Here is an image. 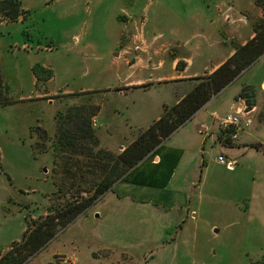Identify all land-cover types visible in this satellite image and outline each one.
Here are the masks:
<instances>
[{
	"label": "crops",
	"instance_id": "1",
	"mask_svg": "<svg viewBox=\"0 0 264 264\" xmlns=\"http://www.w3.org/2000/svg\"><path fill=\"white\" fill-rule=\"evenodd\" d=\"M45 1L46 8L61 19L77 10L86 16L77 23L78 29L75 25L74 29H61L59 35L46 32L45 43L53 44L48 50L13 48L27 41L35 45L32 36L23 32L28 27L26 13L14 21L0 22V42L11 38L7 51L14 65V74L6 75L4 55L0 57L2 78L10 91L14 86L20 92L12 95L15 103L49 104L52 119L55 112L82 97H97L91 127L100 146L110 151L124 149L140 129L178 103L192 87L187 88L185 82L211 74L230 58L236 45H244L254 36L252 19L262 16L255 0H112L105 28L96 36L94 25L102 21L97 16V0ZM27 2L21 0L23 10H29ZM124 10L147 13L144 44L136 49L123 38V25L116 21L118 12ZM263 60L264 54L162 140L126 180L103 195L101 208L93 215L100 228L103 223L110 235H119L130 229L128 220L137 221V229L147 228L144 234L150 249L181 253L174 257L177 262L186 259L185 253L196 251L200 241L206 247L209 239L215 240L218 225L224 221L222 229L233 231L235 220L249 211L245 202V208H240V200L250 197L261 181L264 156L252 145H264V119L258 117L264 103V78L257 82L262 99L250 110L243 100H232L241 83L256 85L254 79H242L227 98L220 96ZM35 65L51 70L52 77L38 81ZM222 110L242 111L243 128L231 145L222 142L212 119L214 112ZM41 125L48 133L56 131L53 124L50 128ZM219 155L233 161V167L219 163ZM240 155L246 157L244 163ZM248 158L254 162L246 164ZM165 234L173 238L164 242Z\"/></svg>",
	"mask_w": 264,
	"mask_h": 264
},
{
	"label": "rangeland",
	"instance_id": "2",
	"mask_svg": "<svg viewBox=\"0 0 264 264\" xmlns=\"http://www.w3.org/2000/svg\"><path fill=\"white\" fill-rule=\"evenodd\" d=\"M111 1L97 0L100 8L96 13L102 21L100 25H94V35L96 36L97 33L102 34V30L105 28L104 24L108 11H110ZM27 4L29 10L21 8V15L24 13H26L25 16L28 15L26 23L28 27L23 32L28 38L32 36L35 45H31V42L27 41L12 46L14 49H52V43H45L48 40L46 32L59 35L61 29H74V26L86 16L82 10L80 12L77 10L76 14L61 19L51 8H46L48 5L45 0H28ZM256 6L258 5L256 4ZM262 19L263 12L261 17L252 19V29L253 24ZM2 21L14 20H10L0 13V22ZM116 21L123 25L121 34L125 40H128L132 49L144 44L143 35L148 22L146 12L131 13L124 10L118 12ZM125 25L127 26L125 27ZM9 39L11 38L0 42V57L4 55L3 63L6 75L12 76L14 65L11 55L7 51ZM39 40L42 41L41 44L37 43ZM259 59L260 57L254 63ZM262 78H264V60L253 66L244 77L234 82L233 86L225 90L220 97L227 98L231 89L239 85L242 79H254L256 85L241 83L240 89L232 101L240 100L238 95L243 93L256 105L262 99V95L259 94V83H257ZM197 82L199 80L196 79L185 82L186 87L189 88ZM4 83L7 85L5 81ZM7 87V96L15 103L12 95L20 94V92L17 93L14 86L11 87L12 91L8 85ZM55 97L51 96V98ZM244 98L243 101H245ZM77 100L78 98H76ZM96 100L97 97L87 98L85 96L77 103L59 111L64 114L67 112L61 125L66 130L65 139L69 141V144L64 143V140L60 144L57 131L54 130L52 134L48 133L41 125L50 128L53 124V127L56 128L58 111L55 112L52 119L50 111L53 106L45 103L39 104V102L12 103L13 105L9 104L10 106H0V258L7 253L13 242L22 239L27 229L31 235H36L34 232L38 231L40 225H43L47 219V224L53 225L54 236L36 253L30 255L24 264H264L263 161L260 164L262 167V172L259 175L261 181L255 184L254 192L250 197L240 200V208H245L243 202L248 204V213L245 216L240 214L235 220L233 231L232 228L229 231L222 229L225 226V221L219 224L218 226L221 228L218 237L215 240L209 239L206 247L201 245L203 243L200 241L201 244H198L196 251L185 253V260L178 262L174 260V257H178L181 253L174 251L160 253L150 249L149 239L147 240L144 234L147 228L137 229V221L128 220L127 225L132 224L128 227L130 229L124 234L119 233V235H114L113 232H111L113 235H110L103 223H100V228L99 221H95L93 215L98 208H101L99 201L103 195L90 207L69 220L65 226L56 224L69 217L70 214L66 213L69 207L82 202L84 198L91 195L90 191L95 184L107 175L108 170L114 164L108 158L102 159V155L97 154L99 147L108 149L101 147L99 141L96 147L92 140L86 138V132L79 130L81 119L90 117L95 110L97 112L98 107L93 103ZM171 107L169 106V108ZM70 109L71 114L74 115L71 121L67 118ZM225 112L222 110L217 114L223 115ZM258 117L264 119V103ZM37 118L41 121H38ZM212 119L217 125L213 116ZM242 125L243 123L237 131L236 138H233V127L220 128L217 125L222 142L225 141L226 145L236 142L242 131ZM142 130L144 129H140L138 134ZM257 131L263 135V130L258 129ZM256 144L264 156V145ZM122 151L123 149L110 152L116 157ZM87 154L99 156V159L90 158ZM245 158L240 155V162L244 163ZM253 162V158H248L246 164ZM256 163L258 162L256 161ZM64 212L66 215L62 217L61 214ZM165 235L164 242L173 238V235ZM23 250L21 244L16 247L17 252L21 251V256L24 255ZM187 254H189L188 257Z\"/></svg>",
	"mask_w": 264,
	"mask_h": 264
},
{
	"label": "trees",
	"instance_id": "3",
	"mask_svg": "<svg viewBox=\"0 0 264 264\" xmlns=\"http://www.w3.org/2000/svg\"><path fill=\"white\" fill-rule=\"evenodd\" d=\"M256 4L262 9L263 19L253 24L254 36L250 40L244 45H236L234 54L214 72L209 75L195 78L196 80H199V82L193 84L190 90L185 93L184 97L178 103L166 110L158 120L142 130L136 138L128 144L120 154H118V156L114 157L113 153L100 147L97 149V154H101L102 159L106 160L108 158L109 161L114 163L113 166L108 170L107 175L95 184L90 191L91 195L84 198L82 202L69 207L66 211V213L70 214L69 217L67 219L64 218L60 223L56 224L65 226V224L73 219L79 212L90 207L106 192L111 191L113 185L117 181L126 180L134 167L157 148L162 140L169 137L178 127L191 118L198 109L208 102L213 95L228 86L247 67L251 66L264 54V0H256ZM0 13L10 20H16L22 13L20 0H0ZM33 73L38 81H45L52 77V71L44 69L40 65H35L33 67ZM7 92L8 87L4 83L0 73V106L14 103V101L7 96ZM238 98L241 100L244 98L246 110H250L254 106L253 102L243 93H240ZM68 111L69 116L67 118L71 121L74 115L71 114V109ZM66 113L58 112L56 114V129H58L56 131L58 133V141L60 144L63 140L64 143L69 142L65 139L66 130L61 125V121ZM94 114H96V110L91 113L90 117H84L81 119L79 122V130L85 131L86 138L92 140L97 147L98 140L91 127V116ZM224 143L226 142L224 141ZM252 146L259 149L258 144ZM87 156L99 159V156L96 155L87 154ZM66 213L64 212L61 216L64 217ZM45 220L47 221V219ZM46 221L43 222V225H40L38 231L34 232L36 235H31V232L27 229L20 241L13 242L9 246L7 253L1 256L0 264H24L30 255L36 253L50 238L54 236V230L52 229L53 225L49 226ZM20 244L24 248V255L22 256L20 255L21 251H16V247Z\"/></svg>",
	"mask_w": 264,
	"mask_h": 264
},
{
	"label": "built area",
	"instance_id": "4",
	"mask_svg": "<svg viewBox=\"0 0 264 264\" xmlns=\"http://www.w3.org/2000/svg\"><path fill=\"white\" fill-rule=\"evenodd\" d=\"M242 111H233V112H228L223 115H219L216 112L212 114L213 118L217 121V125L220 128H227V127H233L234 129V134L233 138L237 137V131L240 129L241 124H242ZM217 161L223 165H225L228 168H232L234 165L233 161H227L222 155H219L217 157Z\"/></svg>",
	"mask_w": 264,
	"mask_h": 264
}]
</instances>
